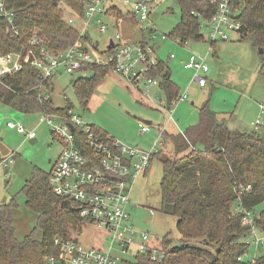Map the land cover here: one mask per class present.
Wrapping results in <instances>:
<instances>
[{
  "label": "trees",
  "instance_id": "1",
  "mask_svg": "<svg viewBox=\"0 0 264 264\" xmlns=\"http://www.w3.org/2000/svg\"><path fill=\"white\" fill-rule=\"evenodd\" d=\"M85 1L9 0L8 6L15 13L14 21L19 30L17 34L8 32V22L0 18V51L8 52L27 44L34 28H38L54 51L67 49L78 39L91 41L88 34H81L63 19V11L59 8L63 2L76 15L82 16ZM176 1L180 4L182 18L170 36L179 38L182 43L189 39L205 40L200 30L201 20L211 18L221 0ZM233 6L238 8L236 15L243 24V36H250L254 46L264 52V0H233ZM217 43L211 44L214 47ZM79 70H90L95 74L93 79L79 77L73 81L86 104L93 85L112 68L87 63ZM260 74L264 76V65ZM146 76L161 81L160 87L171 108L181 90L171 79L170 64L159 59L156 66L146 71ZM53 80L54 77H44L37 68L25 64L20 72L4 77L3 83H0V101L27 114L65 113L74 108L70 102L64 107H56L51 97L48 101L43 99L44 93L54 89ZM199 111L200 120L185 132L192 149L173 159L163 160L162 203L172 207L181 242L173 246L172 239L165 236L163 242L172 247L162 261L140 256L129 264L252 263L250 257L245 256L252 249L246 240L250 228L244 224L243 218L247 211L251 212L258 232L264 233L263 130L255 127L252 130L232 129L218 119L209 101ZM95 130L101 133L96 126ZM161 152L155 153V156ZM49 175L36 173L23 186L26 204L37 212L38 222L36 229L21 240L16 237L14 228L12 211L16 203L12 201L0 205V264H45V257L57 250L56 236L74 238V232L82 229L74 202L54 193ZM241 183L250 184L251 190L240 194L236 186ZM38 228L43 231L41 239L35 238ZM254 264H264L263 252Z\"/></svg>",
  "mask_w": 264,
  "mask_h": 264
},
{
  "label": "rangeland",
  "instance_id": "2",
  "mask_svg": "<svg viewBox=\"0 0 264 264\" xmlns=\"http://www.w3.org/2000/svg\"><path fill=\"white\" fill-rule=\"evenodd\" d=\"M109 3V9H112L96 17L102 22L94 19L86 29L98 50L104 51L111 39L123 43L144 40L151 44L157 57L170 64L173 72V65L179 64V57L185 56L188 59L191 53L205 56L209 68L211 67L215 72V76H211L212 79L208 77L207 86L200 89L196 81V83L192 82L195 71L186 69L181 64L175 66L174 78L179 82L187 81L191 87H181L180 94L186 93L189 98L175 105L174 111L180 106L182 114L174 112L172 119L169 113L160 108V101L167 100V96L159 85L149 83V87H146L145 83L148 81L143 79L141 91L131 81L114 71L102 75L93 85L86 104L80 98L76 84L71 80L74 78L78 80L79 77L93 79L95 77L93 71L79 70L73 74L63 71L53 80L55 86L50 91L56 107H64L70 102L75 112L82 115L86 122L98 127L102 135L115 137L127 144L136 140L154 142L159 137L160 128L163 126L168 128L172 123L177 125L179 129L175 140L172 139L164 146L163 136L161 137L162 145L158 150L162 148V152L154 156L150 170L142 174L133 186L132 204L135 207L131 210L133 223L137 228L145 232L149 231L156 241H162L167 236L172 239L173 246H176L181 242L177 219L172 214V207L162 203L160 184L163 178V160L173 159L190 151L189 148L192 149L191 143L184 134L189 125L197 123L201 116L199 108L197 109L200 103L191 104L193 99L190 97L191 91H201L204 95L202 98L206 99V102L210 103L213 99L210 107L216 111L225 110L231 113L241 101L237 106L238 109L248 111L246 117H250L253 111L250 112V106L245 100L264 101V76L260 74V68L264 65V52L261 53V49L254 46L250 36H243L242 31L234 32L230 40L218 42V55L211 50L207 27L202 30L205 37L202 41L189 39L188 42L181 43L179 39L172 38L170 35L173 28L182 18L181 7L176 0H160L153 3L150 18L145 22H139L134 18L131 4L122 0H109ZM114 6L117 8H113ZM59 8L63 11L64 20L67 22L69 18L75 20V29L82 31L85 28L82 19L78 18L66 4L61 2ZM102 24L107 26L105 32L100 30ZM117 33L122 35L121 40L116 37ZM91 41L88 40L87 43ZM221 46L232 47L220 51ZM172 55L176 57L172 58ZM145 120L152 122L150 126L152 130L143 134L138 123H144ZM9 121L21 122L29 130L35 128L37 140L34 144L24 133L8 127ZM39 121V112L27 114L0 101V160L15 153L11 165L0 166V205L12 201L16 203L12 212L15 235L19 240L35 230L38 222L37 212L32 211L26 204L27 196L23 192V186L36 173H50L54 162L65 148L50 127L45 123L39 124ZM250 121L246 119V122H242L243 129H254ZM262 132L264 134V131ZM145 149L151 148L145 147ZM81 226L82 229L75 231L73 237L84 247L100 246L102 243L107 245L110 242L108 235H106L107 243L104 241L106 233L93 223L86 221ZM256 234H261L258 229ZM42 237L43 231L38 228L35 238ZM250 237L249 235L248 239L253 240ZM251 249L253 252L254 249ZM259 251L257 258L261 254Z\"/></svg>",
  "mask_w": 264,
  "mask_h": 264
},
{
  "label": "built area",
  "instance_id": "3",
  "mask_svg": "<svg viewBox=\"0 0 264 264\" xmlns=\"http://www.w3.org/2000/svg\"><path fill=\"white\" fill-rule=\"evenodd\" d=\"M122 1L131 4L132 14L137 21L145 22L150 18L151 5L160 0ZM8 3L9 0H0V18L8 22V32L17 34L19 28L14 21L15 13L9 9ZM85 3L84 14L76 15L85 26L82 31L79 30L81 34H87L86 29L94 19L102 22L96 17L107 12L110 5L109 0H86ZM237 12L238 8L233 6V0H221L213 16L201 20L200 30L208 28V40L211 43L230 40L234 32H241L243 28V24L237 19ZM68 22L74 26L75 20L69 18ZM100 30L105 32L107 26L102 24ZM116 37L121 40L122 35L117 33ZM111 40L113 46L109 48ZM111 40L104 51L98 50L92 41L87 43L88 41L80 39L67 49L54 51L38 28H34L27 44H21L8 52L0 51V83H3L6 75H15L28 63L47 78H55L63 71L73 74L83 64L96 63L110 66L112 71L131 81L141 91L143 79L148 81L145 83L146 87H149V83L160 86L159 79L146 76V71L156 66L160 59L150 43ZM184 67L195 71L192 79L200 87L207 86L209 80L205 74L209 66L205 56L191 53L184 62ZM50 97L49 92L43 95L46 101ZM186 99V93L180 94L171 108L168 107L167 100H161L160 108L169 113L172 119L175 105ZM257 109L252 125L264 131V101L258 103ZM39 116V124L45 123L50 127L55 137L65 146L50 171V187L56 195L74 202L81 225L86 221L93 223L106 233L104 241L106 235L110 241H106L107 245L102 243L100 246L84 247L75 238L56 236L54 242L57 250L45 257V264H129L140 256H149L158 261L167 257L172 246L165 245L163 240L156 241L149 231L137 228L131 212L135 207L132 204L133 186L151 166L155 153L160 151L158 147L162 145L161 137L166 128H160L159 137L154 140L151 149H144L115 137L105 138L95 130L94 124L86 122L82 115L76 113L75 108H70L65 113L41 112ZM138 126L143 134L152 130L146 122H139ZM8 127L24 133L27 139L34 140L37 137L35 128L29 130L21 122L9 121ZM14 157L15 153L2 158L0 166L8 167L13 163ZM251 188L250 184L244 183L236 186L240 194L250 191ZM243 222L250 228V238L253 240H246L254 249L245 256L250 257L251 264H254L258 251L264 253V233L256 234L257 228L251 212H246Z\"/></svg>",
  "mask_w": 264,
  "mask_h": 264
},
{
  "label": "crops",
  "instance_id": "4",
  "mask_svg": "<svg viewBox=\"0 0 264 264\" xmlns=\"http://www.w3.org/2000/svg\"><path fill=\"white\" fill-rule=\"evenodd\" d=\"M109 10H107V12H108ZM211 47H213L212 46V44H211ZM230 47H232V46H221V48H220V51H226V50H228ZM217 49H218V47H217V45L216 46H214L213 47V50H212V52L215 54V55H218V51H217ZM174 57H176V56H174ZM187 60V58L185 57V56H182V57H179V64H181V65H184V62ZM179 64H177V63H174V65H173V68H174V72L172 71V68H171V66H170V68H171V79L179 86V88H180V90H181V87L182 88H187V87H191L189 84L190 83H188L187 81L186 82H179L178 80H176L175 78H174V76H175V72H176V69H175V66H178ZM257 71V70H256ZM205 76H207V79H208V77L209 78H211L212 79V77L211 76H215V72H214V70H212L211 69V67L209 68V70L206 72V74H205ZM55 79V78H54ZM75 79V78H74ZM74 79H72L71 81L73 82L74 81ZM209 80V79H208ZM193 83H196L195 81H192ZM209 82V81H208ZM197 84V83H196ZM192 85V84H191ZM199 86V85H198ZM199 88L200 89H204L203 87H200L199 86ZM188 95V94H187ZM192 95V96H191ZM190 97H192L193 99H192V102H191V104H195V103H200L199 105L200 106H198L197 107V109L198 108H200L202 105H204L205 103H207L206 102V99H204V98H202V97H204V95L202 94V92L201 91H191V94H190ZM261 97H263L262 95H261ZM188 98H189V95H188ZM213 100V99H212ZM211 100V101H212ZM184 101H187V100H184ZM211 101H210V105H211ZM224 101H226V99L224 100ZM240 102L241 101H239V103L236 105V109L234 110V111H232L231 113H229V112H227V111H225V110H223V111H216V110H213L212 108V110L213 111H216L217 112V116H218V119L221 121V122H225L226 124H228L232 129H235V130H245V129H243L244 127L242 126L243 124H242V122H246V119H250L251 121H250V123H251V125H252V122L254 121V119H255V116H256V114H257V111H258V103L260 102V100H257V99H255V101H250L249 99H247V101L245 100V103H248L249 104V106H250V112L251 111H253V114L250 116V117H246V115L249 113L248 111H243V110H240V109H238V105L240 104ZM186 103V102H185ZM188 103V102H187ZM189 104V103H188ZM188 104H187V106H188ZM173 112H175V113H178V112H180L181 114H182V109H180V106H178L177 108H176V110L175 111H173ZM145 122L146 123H148V124H150V126H151V124H152V122L150 121V120H145ZM194 124V123H193ZM189 126H191V125H189ZM152 128V127H151ZM165 128H166V126H165ZM168 128H170V129H168ZM168 128H166V131H165V133L163 134V139H164V146L166 145V143H170L171 141H172V139L173 140H175L174 138L178 135L177 133H178V127H177V125L175 124V123H172V124H170V126L168 127ZM160 130V129H159ZM180 131V130H179ZM158 136H159V134H158ZM184 136H185V134H184ZM155 138H157V136L155 137ZM154 138V139H155ZM128 144H131V145H135V146H138V147H141V148H144L145 149V147L146 148H152L153 147V140H150V142L149 141H142L141 142V140H136V142H129ZM145 145H149V146H145ZM173 145V144H172ZM145 146V147H144ZM161 150H162V148H161ZM160 150V151H161ZM175 152H176V149H175ZM154 161V160H153ZM153 161H152V163H153ZM151 166H152V164H151ZM151 166L148 168V170H150V168H151ZM147 170V171H148ZM146 171V172H147ZM145 174V173H144Z\"/></svg>",
  "mask_w": 264,
  "mask_h": 264
},
{
  "label": "water",
  "instance_id": "5",
  "mask_svg": "<svg viewBox=\"0 0 264 264\" xmlns=\"http://www.w3.org/2000/svg\"><path fill=\"white\" fill-rule=\"evenodd\" d=\"M113 46V41L111 40V44L109 45V48L110 47H112ZM261 52L263 51V49H261L260 50ZM72 82V81H71ZM71 127H72V125H71ZM37 140V138H34V140H30V142L32 143V144H34V142Z\"/></svg>",
  "mask_w": 264,
  "mask_h": 264
}]
</instances>
